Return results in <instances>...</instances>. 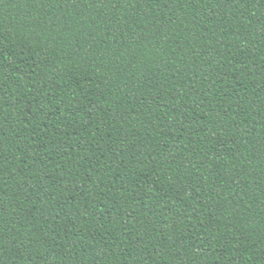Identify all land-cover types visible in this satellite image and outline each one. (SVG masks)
Here are the masks:
<instances>
[{"label":"trees","instance_id":"1","mask_svg":"<svg viewBox=\"0 0 264 264\" xmlns=\"http://www.w3.org/2000/svg\"><path fill=\"white\" fill-rule=\"evenodd\" d=\"M0 264H264V0H0Z\"/></svg>","mask_w":264,"mask_h":264}]
</instances>
